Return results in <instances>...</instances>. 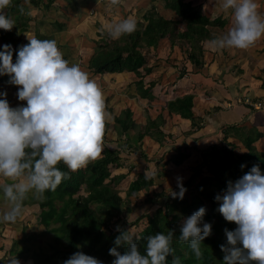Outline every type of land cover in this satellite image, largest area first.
Returning <instances> with one entry per match:
<instances>
[{
	"label": "clouds",
	"instance_id": "obj_1",
	"mask_svg": "<svg viewBox=\"0 0 264 264\" xmlns=\"http://www.w3.org/2000/svg\"><path fill=\"white\" fill-rule=\"evenodd\" d=\"M118 5L120 0H110ZM11 0H0V29L11 32L15 21L4 14ZM230 11L233 26L220 37L209 41L214 49L247 50L264 39V16L256 0H222ZM23 14V9H20ZM133 19H125L109 28L112 39L136 31ZM20 46L13 63L11 45L0 51V76L17 86V98L24 105L11 107L7 93L0 92V177L11 183L3 185V196L9 209L0 222L15 223L23 214L24 201L33 193L46 199L47 191L55 192L69 179L60 170L64 164L71 172L86 168L101 158L104 151L106 123L111 119L106 110L103 91L78 64L63 57L55 40L28 39ZM243 168L244 165H241ZM178 192L174 199L183 200L187 189L177 177ZM218 209L225 221L235 223V230H224L227 244L220 245L223 264H264V174L258 165L217 195ZM206 209L201 207L182 220L179 240L188 244L197 261L204 260L202 242L212 234L205 223ZM115 247L109 250L112 264H168L175 253L173 230L148 235L145 254H141L135 238L117 226ZM124 247L123 253L117 249ZM7 264H20L10 256ZM64 264H102V261L77 251ZM175 264H181L178 257Z\"/></svg>",
	"mask_w": 264,
	"mask_h": 264
},
{
	"label": "trees",
	"instance_id": "obj_2",
	"mask_svg": "<svg viewBox=\"0 0 264 264\" xmlns=\"http://www.w3.org/2000/svg\"><path fill=\"white\" fill-rule=\"evenodd\" d=\"M28 1L36 7L43 4V0ZM51 1L53 2V0H50V3ZM165 1L166 7L173 11L180 20L165 19L153 7L148 12L149 15L144 17L147 24L143 28H139L140 23H138L136 31L130 35H125L124 41H113L110 46H104L100 52L92 55L88 66L90 71L95 75L134 73L140 79L136 83L140 96L142 98L152 97V89L155 88L157 83L153 81L148 88L145 89L144 87V75L141 72L144 71L145 75H149L153 72V68L148 67L142 49L144 47L155 48L161 40L165 39L173 42V45H177L175 40L178 39L180 43H183L191 63L196 66L197 70L200 67L202 68L205 53L203 42L219 37L212 32L211 28L223 29L227 24L226 20L221 18L211 20L209 16L203 14L202 6H195L189 0ZM22 3L23 0H11L10 6L3 10L6 16L15 21V27L11 32L0 29V39L8 41L14 36L17 29L19 32L28 31L29 22L32 18L27 15L29 8ZM20 9H23V14ZM181 22L185 23L183 31L179 27ZM55 26L58 27L59 31H63L65 27L64 24L60 23H55ZM36 38L54 40L52 35L38 34ZM19 48H13V63H15ZM182 77L186 76L183 74ZM4 82L10 85L8 76L4 77ZM177 89V83L171 82L170 86H165L159 90L158 95L153 92L157 98H165V107L170 115H180L183 119L191 120L192 124L195 125L193 112L195 95L192 93L179 96ZM165 122L164 116L158 114L154 119L149 118L146 125H138L133 112L130 109H125L120 115L114 117V129L118 132L120 138L126 136L127 140L130 141V132L133 130L135 135L133 138L134 146L137 147L136 145L142 143L146 137L156 138L158 141L159 136L163 134L162 125ZM109 126L106 123L104 151L101 158L76 172H71L61 163L59 165L60 170L68 173L70 178L62 181L55 192L47 191L45 193L46 199L39 200L34 196L31 197L30 192L28 199L24 201V205L33 202L40 206V221L46 229L53 223L56 225L50 229L51 232L56 234L55 245L50 244L49 246L53 252L47 254L43 252L42 248L38 251L34 249L35 244L33 242L38 241L37 235L29 234L25 229L23 238L16 240L13 248L8 252L10 256L27 259V253L32 251L31 258L37 259L35 264H51L54 259H63L62 264H64L65 260L81 249L80 251L84 254L102 261V264H112L114 257L109 255V250L115 247L114 240L119 232L111 229L108 224L119 216L124 205L118 186L125 177L124 175L113 174L115 170L123 165L124 150L119 145L113 147L115 141L118 142V140L107 139V128ZM228 130L237 132L238 139L241 140L247 152L238 155L235 153L236 146L234 144H231L233 146L231 148L229 145L221 149L213 146L212 148L216 150L213 156L217 160V168L211 172L214 175L215 182L213 183L211 178L204 179L200 184L201 190L192 200H189L190 202L183 201L179 203L178 199L167 196L165 193L156 194L158 201L160 199L165 200L164 206H159L154 214L145 213L135 220L136 223L146 220V227L135 238L141 254H145L146 240L144 238L146 236L159 232L167 233L169 230H173L175 232L173 241L175 253L168 257V264H175L178 257L181 264H223V253L220 245L227 244L224 230H235L237 225L225 221L218 211L220 203L215 200V197L218 194L222 195L228 184V181L222 176L224 174L229 175V181L232 180L231 182L234 183L249 172L253 165H258L261 173L264 174V149L259 151L256 144V142L262 140L264 133L258 128H246L238 125L229 126ZM128 149L130 148L128 147ZM128 149L125 148L131 154L132 152ZM241 165H244V167L242 168ZM218 168H223L222 173ZM194 178L195 175L191 179ZM154 185L155 178L153 176L149 177L144 173H139L138 178L132 182L129 188L130 191L138 193L151 189ZM213 185H218V187L212 188ZM157 200L152 199L149 201L157 204ZM201 207L206 209L203 221L212 225V234L202 242L204 260L197 261L189 245L179 240V229L182 220ZM213 220L219 222L215 225ZM220 225L223 228L222 234H219ZM105 228H108V235ZM120 229L129 231L125 227ZM117 250L123 253L125 248L120 247ZM39 255L43 259L42 261L37 258Z\"/></svg>",
	"mask_w": 264,
	"mask_h": 264
},
{
	"label": "rangeland",
	"instance_id": "obj_3",
	"mask_svg": "<svg viewBox=\"0 0 264 264\" xmlns=\"http://www.w3.org/2000/svg\"><path fill=\"white\" fill-rule=\"evenodd\" d=\"M194 1L197 3L200 0ZM204 2L207 9L210 7L211 9L217 10L223 8L222 0L202 1V3ZM22 4L29 8L27 15L32 18L29 22L28 31L19 32L17 29L14 36L8 39V41L0 39V50H3L4 45H11L12 49L26 45L29 42L28 39L36 38L38 34L45 36L52 35L63 57L70 64H78L82 70L89 74L91 79L97 82L103 91L106 110L111 115V119L107 122L110 126L107 128L106 137L109 140H118V142L115 141L113 147L119 145L124 150V158L122 157L124 159L123 165L113 172L114 175L120 174L125 177L118 186L120 195L124 200V205L119 216L111 220L108 224L111 229L115 231L117 226L119 228L125 227L129 230L130 235L134 238L138 237V234L146 227V220L138 223L135 220L139 215L145 213L154 214L159 206H164L165 200L160 199L158 201L156 194L165 193L167 196L172 197L173 192L179 191L177 177L182 178L183 186L187 189L183 200L178 199L179 203L183 201L190 202L189 200H192L201 190L200 184L204 179L211 178L213 183L215 182L213 179L214 175L211 171L217 168V160L213 156L216 150L212 147H218L217 143L216 145L210 144L205 150H200L198 146H193L194 153L186 146L185 148L189 149L192 161H189L187 153L186 158L184 156L180 157L181 152L185 149L181 145L178 146L180 144L177 142L178 139L189 137L195 141V144H198L202 137L193 134L196 132V129H200V125H194L191 128L192 130L188 132L175 133L174 130L178 126L180 128L179 123L182 119L177 117L176 120L177 114L175 117L169 114L165 107V98H157L153 93L154 88L152 89V97L142 98L136 86V83L140 79L134 73L124 72L119 75H95L88 68L89 60L93 54L100 52L104 46H110V43L113 41H124L123 38L125 35L119 39H112L109 35V28L116 23L125 19H133L136 24L140 23L138 25L139 28H143L147 24L144 17L149 15L148 12L153 7L165 19L180 20L173 11H170L166 7L165 0H120L118 5H112L110 0H53L51 3L50 0H43V4L39 7L31 5L28 0H23ZM217 18L223 19L221 16ZM226 21L228 22V20ZM55 23L64 24V30L59 31ZM179 27L183 31L185 29V23L181 22ZM224 33L226 34V30H224ZM175 42L177 45H173V42L170 40H161L160 44L155 48L144 47L142 49L147 59L148 67L155 68L149 75H145L144 71L141 72L144 75L145 89L155 81L157 86L154 92L158 95L159 90L165 86H170L171 82L180 84L183 74L191 78V74L201 73V69L205 68L206 65L208 66L207 74L211 73L217 80L219 79L223 73V68H216V66L210 64L212 60L210 54L206 55V52L204 53L202 61L203 67L197 70L196 66L192 65L189 60L183 43H180L178 39ZM174 47L175 49H173ZM188 63H191L192 66H188ZM6 76H0V92L7 93V101L13 108L26 104V102H20L18 100L17 86L4 82V77ZM185 83L188 84L189 82L187 81ZM184 86H179L181 89L177 90V94L183 95L185 91H188L187 89L189 88ZM125 109H130L133 112L134 119L138 125H146L149 118L154 119L152 116L156 114H162L163 116L167 114L165 115L167 119L164 117L166 122L162 125L163 134L159 136V140L157 141L156 138L146 137L142 143L135 147L133 130L130 132L131 141L127 140L126 136L120 138V135L114 129V117L120 115ZM256 144L260 147L259 151L264 149L261 140L256 142ZM168 145H170V148ZM223 147L218 148L221 149ZM125 148L132 153H128ZM244 152H247L245 147H241L240 150L235 149V153L238 155ZM142 170L145 175L155 178V185L151 189L138 193L130 191L129 187L132 184L131 182L138 178ZM218 170L222 173L223 168H218ZM194 175L195 178L192 180L191 178ZM222 177L229 182V175L224 174ZM5 183H11V181L0 177V216L10 207L3 196L2 189ZM214 187H218V185H213L212 188ZM30 195L31 197L34 196L33 193H30ZM152 199H156L158 203L152 205L153 203L150 202ZM40 213V206L32 202L24 205L23 214L15 223L0 222V247L10 243L13 247L16 240L23 238V233L26 229L25 231L29 234L37 235L38 241L33 242L35 244L33 246L34 249L38 251L42 248L43 252L47 254L53 252L49 246L50 244L55 245L56 234L51 232L50 229L56 225L53 223L46 229L40 221ZM218 222V220H215L213 223L216 225ZM135 223L136 225H134ZM108 228H105L107 235L109 234ZM219 231V234L223 233L221 225L219 226ZM1 253L4 255V251L0 249V264H6L7 262L5 260L7 256L5 254L4 258ZM27 254V261L22 259L20 264H35L37 259L31 258L32 251ZM37 258L41 261L43 260L40 255ZM62 263L63 259H54L51 264Z\"/></svg>",
	"mask_w": 264,
	"mask_h": 264
},
{
	"label": "crops",
	"instance_id": "obj_4",
	"mask_svg": "<svg viewBox=\"0 0 264 264\" xmlns=\"http://www.w3.org/2000/svg\"><path fill=\"white\" fill-rule=\"evenodd\" d=\"M189 1L195 6L201 5L203 14L209 16L211 20L218 16H221L224 20H228L223 29L211 28L212 32L216 33L219 37L225 35L224 30H226L227 33V30L229 31L233 26L234 21L230 11H226L223 8L217 10L211 9L210 7L207 9L204 5L205 2L202 3V1L205 0L197 1V3L194 0ZM256 3L258 4L259 13L264 16V0H256ZM205 9H207V11H205ZM166 40L168 39L164 41ZM208 42L209 41H204L203 47L206 55H211L212 60L210 64L216 66V68H223V73L219 79L217 80L211 73L207 74L208 66L206 65L205 68L201 69V73L191 74V78L188 76L182 77L180 84H177V90H180L181 88H179V86L183 87L184 84V87L189 88L183 95L190 94V91L195 95L193 107L195 117L194 124L197 126L200 125V129H196L193 135L202 137L198 144H195V141L191 140L189 137L178 139L177 142L180 143L178 146L181 145L185 149L181 152L180 157L184 156L186 158L187 153L189 161H192V158L190 157L189 149L185 148L186 146H188L193 153V146H198L200 150H205L210 144L216 145V143L218 147L230 145V148L233 147L231 144H234L236 150L245 147L241 140L238 139L237 132L228 130V127L231 125H238L246 128L254 127L264 133V39L259 40L255 46L247 50H240L241 52L239 49L234 48L214 49ZM173 49H175V47ZM192 65L190 63L188 66L191 67ZM153 70H155V68H153ZM110 75L119 74L115 73ZM187 81L189 82L188 84L185 83ZM192 81L193 83H191ZM178 95L183 96L182 94ZM246 100H249L250 103L246 104ZM165 115L167 114H164V117L167 119ZM157 116L158 114L152 116V118ZM173 116L175 117L176 114H173ZM177 117L181 118L182 121L180 123L178 121L180 128L178 126L177 129L174 130L175 133L192 130L191 128L194 125L191 120L183 119L180 115L176 116V120ZM261 142L264 145V137ZM168 146L170 148V145ZM258 149L260 150V147H258ZM140 173H144V171L142 170ZM12 248L11 243L4 244V246L0 247V249L4 251V255L1 253L3 255L2 257L5 258V254L7 256L6 262L10 257L8 252ZM15 257L19 262L22 261V258ZM24 261L27 260L24 259ZM1 263H3V261H1Z\"/></svg>",
	"mask_w": 264,
	"mask_h": 264
},
{
	"label": "built area",
	"instance_id": "obj_5",
	"mask_svg": "<svg viewBox=\"0 0 264 264\" xmlns=\"http://www.w3.org/2000/svg\"><path fill=\"white\" fill-rule=\"evenodd\" d=\"M245 102H246V104H249L250 103L249 100H246Z\"/></svg>",
	"mask_w": 264,
	"mask_h": 264
}]
</instances>
